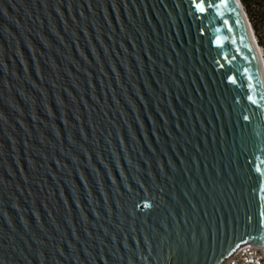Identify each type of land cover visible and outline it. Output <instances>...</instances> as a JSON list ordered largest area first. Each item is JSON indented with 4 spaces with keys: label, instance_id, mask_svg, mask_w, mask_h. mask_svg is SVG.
Listing matches in <instances>:
<instances>
[{
    "label": "water",
    "instance_id": "95a60500",
    "mask_svg": "<svg viewBox=\"0 0 264 264\" xmlns=\"http://www.w3.org/2000/svg\"><path fill=\"white\" fill-rule=\"evenodd\" d=\"M261 214L236 0H0V264H221Z\"/></svg>",
    "mask_w": 264,
    "mask_h": 264
},
{
    "label": "rangeland",
    "instance_id": "374dc122",
    "mask_svg": "<svg viewBox=\"0 0 264 264\" xmlns=\"http://www.w3.org/2000/svg\"><path fill=\"white\" fill-rule=\"evenodd\" d=\"M244 1L247 3L249 7L250 13L249 12L248 14L247 12L245 13L253 30L256 43L261 51L263 65H264V0H244Z\"/></svg>",
    "mask_w": 264,
    "mask_h": 264
},
{
    "label": "built area",
    "instance_id": "2783aa9c",
    "mask_svg": "<svg viewBox=\"0 0 264 264\" xmlns=\"http://www.w3.org/2000/svg\"><path fill=\"white\" fill-rule=\"evenodd\" d=\"M221 264H264V244H244L229 255Z\"/></svg>",
    "mask_w": 264,
    "mask_h": 264
},
{
    "label": "bare ground",
    "instance_id": "6f19581e",
    "mask_svg": "<svg viewBox=\"0 0 264 264\" xmlns=\"http://www.w3.org/2000/svg\"><path fill=\"white\" fill-rule=\"evenodd\" d=\"M236 1L239 3L240 8L242 9V13H243L244 19H245V21H246V23H247V26H248L249 32H250V34H251V38L253 39V42H254V44H255V48H256L257 54H258V56H259L260 62H261V64H262L263 73H264V65H263V59H262L261 51H260V49H259V46H258L257 43H256L255 36H254V34H253V30H252V28H251V25H250L248 19H247L246 13H245V11H244V9H243V6H242L240 0H236Z\"/></svg>",
    "mask_w": 264,
    "mask_h": 264
},
{
    "label": "snow or ice",
    "instance_id": "6c2138e0",
    "mask_svg": "<svg viewBox=\"0 0 264 264\" xmlns=\"http://www.w3.org/2000/svg\"><path fill=\"white\" fill-rule=\"evenodd\" d=\"M201 11H203L204 10V8H203V5H201V4H197L196 5ZM246 119H247V117H245ZM145 207H147V205H145ZM262 215V217H264V214H261ZM261 227L262 228H264V219H262V221H261ZM254 241V238H249V239H247V240H245V239H241L240 241H238L237 242V244L234 246V248H233V252L236 250V249H238L240 246H242L243 244H246V243H251V242H253Z\"/></svg>",
    "mask_w": 264,
    "mask_h": 264
},
{
    "label": "trees",
    "instance_id": "16d2710c",
    "mask_svg": "<svg viewBox=\"0 0 264 264\" xmlns=\"http://www.w3.org/2000/svg\"><path fill=\"white\" fill-rule=\"evenodd\" d=\"M241 3L243 4V9H244L245 12H247V14H248V12H249V7H248L247 3H246L244 0H241ZM249 13H250V12H249Z\"/></svg>",
    "mask_w": 264,
    "mask_h": 264
}]
</instances>
